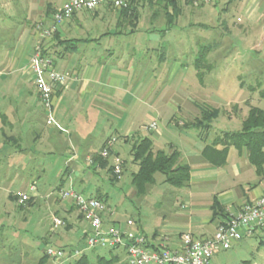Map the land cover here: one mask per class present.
<instances>
[{"label": "crops", "instance_id": "crops-1", "mask_svg": "<svg viewBox=\"0 0 264 264\" xmlns=\"http://www.w3.org/2000/svg\"><path fill=\"white\" fill-rule=\"evenodd\" d=\"M64 1L0 0V11L7 12L10 9V12L18 11L25 15V19L17 25H3L4 37L0 32L1 38L10 40L5 46L6 55L0 59V193L8 191L7 197L16 203V191H29L30 186L35 185V191L31 194L35 197L34 204L44 205L50 210L51 217L57 215L65 221L66 226L64 232L59 230L54 233L50 229V238L45 236L44 241L52 240L58 247L75 248L84 247V239L89 231L88 223L71 203L62 200L60 196L52 197L46 178L59 175L60 185L68 180L85 185L89 175H98L103 169L108 171L113 163L112 157L107 167L94 166L89 159H93L113 137L117 139L114 152L126 161L127 167H133L132 172H136L138 165L132 161L131 149L133 143L141 138L142 121L141 118L137 120V115L139 111L142 114V107L152 110L155 100L157 103L160 99L169 112L173 111L169 105L174 106L177 112L185 108L181 106V101L173 98L175 88L170 91L169 85L161 87L155 80V73L166 64L163 56L157 58L156 63L154 56H149L156 47L142 42L140 50L145 51L146 56L141 60L136 59L141 42L133 41V38L139 32H144L139 28L140 16L135 24L128 17L122 16L120 11L102 5L94 11L75 13L72 18L57 26L54 36L44 39L41 36L42 28L52 25V13ZM256 2L257 5L253 6ZM251 6L254 8L248 10ZM246 11L251 22L264 20V0H249L244 13ZM112 12H116L115 24H101L99 19L105 21ZM41 23L42 28H39ZM171 29L166 32L160 29V32L166 36ZM145 31L151 32L153 29ZM68 39L73 40L74 49L67 48L63 42ZM40 42L44 53L53 60L55 68L71 75L65 84L56 87L54 98L55 116L66 131L47 125L46 113L34 84L30 59ZM239 87L250 90L242 81ZM182 88L177 87L178 91ZM197 92L196 100L184 98L182 103L188 105L186 110L194 113L195 118L207 106L218 108L221 113L213 121V129L218 131L215 134L211 131L209 138H203L198 130L191 133L184 129L186 131L181 135V141L169 142L168 147L175 146L181 152L182 161L189 164L191 178L188 186L173 192L172 198L176 201L174 221L168 226L177 229L176 235L189 232L202 239L211 237L224 219L221 214L216 216L214 213L215 200L220 202L227 214L264 194V167L259 174L247 150L235 146L229 148L227 162L222 166H214L204 157L202 151L206 143L212 142L221 131L239 130L250 107L258 105L249 104L250 98L246 97L237 101L222 100L225 101L223 103L217 99L212 100L209 94L203 95L201 90ZM172 100L178 104L174 105ZM245 103L248 105L247 110L243 108ZM133 104H136L134 108ZM231 109L235 112L232 113ZM155 112L156 118L160 119L163 111L156 107ZM148 115L151 118V114L145 111L144 116ZM239 115L241 118L235 125L240 126L238 129H230L233 120L239 119ZM156 118L152 117V122ZM219 118L220 124L215 127ZM160 136L156 132L153 144L160 141ZM98 193H102L101 190L93 188L90 196ZM107 206L104 225L110 227L115 224L110 216L112 212L109 213L110 205ZM8 210L1 216L10 214ZM38 224L41 227L43 219ZM118 226L128 229L124 224ZM136 226L151 240L164 235L158 229L148 235L139 224L136 223ZM255 237H260L264 243V230L254 237L239 241L227 251L217 253L210 264L250 262L242 257H245L246 248L252 246L251 241ZM172 240L171 244H174L175 238ZM230 250L234 254L231 258L221 255ZM239 258L241 262H238Z\"/></svg>", "mask_w": 264, "mask_h": 264}, {"label": "rangeland", "instance_id": "rangeland-1", "mask_svg": "<svg viewBox=\"0 0 264 264\" xmlns=\"http://www.w3.org/2000/svg\"><path fill=\"white\" fill-rule=\"evenodd\" d=\"M179 1L182 13L166 36H163L160 32V29H164L167 25L164 6L151 4L147 0L138 2L139 28L143 29L144 32H139L133 38V41L141 42L135 55L136 59L141 60L146 56V52L140 50L142 42L156 47V50L149 53V56H154V63H156L157 58L165 56L166 64L164 65L165 69L163 67L155 73L157 76L155 80L161 87L169 85L170 91L175 88L176 92L173 98L181 101V106L185 108L182 112H177L173 108L174 106L169 105V108L173 110L169 112L165 103L160 102L159 97L157 98L159 101L156 103L155 100L154 102L155 108L153 107L151 110L149 107L143 106L142 114L139 111L137 120L141 118L142 121L140 136H149L156 139V132L161 134L160 141L154 142L153 147L155 150L158 147L169 150V142L181 141V135L186 130L180 128V126L195 119V114L186 110L188 105L183 104L182 100L184 98L196 100L197 91L199 90L203 95L209 94L213 98L212 100L217 99L223 103L225 101L222 100L237 101L246 97L250 98L249 104L264 106V101H262L263 99L259 94V89H264V20L250 21L248 11L244 13L249 0ZM140 3L143 5L139 7ZM257 3L253 6H256ZM253 6L248 10L253 9ZM169 9H172V7ZM155 12H157V15L153 17ZM112 13L105 18V21L99 19L100 23L113 26L116 21L114 16L116 12ZM24 19L25 15L18 11L13 13L10 12V9L7 12L2 10L0 11V28L2 29L3 25L7 24L17 25ZM149 28H152L153 31H145ZM2 30L0 32L4 37L5 32ZM3 37H0V59L3 55H6L5 46L10 42L8 38ZM203 44L213 46L208 55L211 66L209 70H205L204 85H202L203 83L197 75V69L193 65L198 49ZM241 81L250 90L240 88ZM178 86L180 89L183 87V90L178 91ZM220 91L221 96H219ZM260 101L261 103H259ZM171 102L174 105L178 104L174 100ZM246 104L243 106L245 110L248 108ZM135 105L133 104V108ZM156 107L161 112L163 111L160 119L156 118ZM231 110L232 113L235 112L234 109ZM145 111L151 114V118L150 115L148 117L144 116ZM172 114L173 116L169 121ZM177 115L179 119L176 118ZM152 117L157 119L158 124L157 129L153 131L148 128L152 122ZM220 118L215 127L220 124ZM240 118L239 115V119L233 120L230 129H238L240 125L237 127L235 124ZM187 131L195 133L197 130L188 129ZM216 131L218 130L213 129L212 133L215 134ZM123 161L125 170L120 180H113L107 169H103L98 175H89L85 185H82L79 181L73 182L74 187L86 196L92 194L93 188L100 189L103 194H108L109 213L112 212L110 216L116 226L120 224L126 226L127 221L132 219L148 235L158 229L162 230L164 235L176 236L177 229H173L168 224L174 221V204L176 201L172 197L173 192L178 191L179 188L164 183V176L157 173V182L150 185L145 193L139 195L132 183L133 167L130 165L127 167L126 161ZM46 180H48V188L52 192V197L60 196L61 189H67L71 186V180H68L62 183L63 185L59 189L61 182L59 175L47 177ZM16 192L14 196L17 199ZM7 195L8 191L0 193V264H36L48 246L57 247L54 241L45 242L43 239L45 236V238H50L48 234L50 229L54 233L59 230L64 232L66 226L53 228L52 218L57 215L51 217L50 210L44 205L32 204L28 206V203H26L24 206H27L21 208L18 200L14 203ZM6 209H9L10 214L1 216ZM23 217L27 219L24 220ZM40 219L44 221L41 227L38 224ZM132 229L137 231L138 228L135 226ZM251 243L252 246L246 248L245 257H242L243 260H249L250 262L247 261L243 264H264V243L260 241V237H255ZM116 253L119 255V262L116 264H127L124 253L122 251ZM98 255L111 258L114 253H110L108 249L104 248L89 250L90 264H96ZM221 255L231 258L234 254L230 250L223 252ZM76 259H70L67 264H73ZM242 259L239 258L238 262H241ZM48 264H53L52 260H49Z\"/></svg>", "mask_w": 264, "mask_h": 264}, {"label": "built area", "instance_id": "built-area-1", "mask_svg": "<svg viewBox=\"0 0 264 264\" xmlns=\"http://www.w3.org/2000/svg\"><path fill=\"white\" fill-rule=\"evenodd\" d=\"M130 0H66L52 13V25L42 28L41 36L49 39L54 36L57 26L72 18L79 11H94L102 5L121 9L129 5ZM30 70L34 84L38 89L41 103L46 113L48 126L61 131L66 129L59 123L54 113V98L56 87L65 84L71 75L69 72L58 71L53 60L44 53L40 42L30 59ZM157 121L149 125V130H156ZM117 139L110 138L100 150L99 155L104 159L113 158V172L120 180L123 176L124 161L114 152ZM92 164L93 159H89ZM35 185L29 191L16 192L19 204H26ZM60 198L71 203L88 223L89 231L84 239V247H55L48 246L45 253L53 264H67L70 259L79 258L88 250L104 248L122 251L127 264H210L213 257L222 251L229 250L239 241L254 237L259 231L264 230V194L258 199L244 203L238 210L230 211L228 217L220 222L211 237L197 238L189 232H184L170 237L162 235L156 240H151L141 230L134 231L136 222L127 221L128 229L120 226L105 227L104 216L108 211L107 204L95 197L86 196L78 191L71 180V186L60 190ZM65 221L57 216L52 218L53 228H60ZM172 238H175L174 244Z\"/></svg>", "mask_w": 264, "mask_h": 264}, {"label": "trees", "instance_id": "trees-1", "mask_svg": "<svg viewBox=\"0 0 264 264\" xmlns=\"http://www.w3.org/2000/svg\"><path fill=\"white\" fill-rule=\"evenodd\" d=\"M154 5H163L166 17V27L162 30L166 32L172 28V25L177 21L182 9L179 0H147ZM191 1V0H189ZM138 1L130 0L127 7L116 9L120 11L122 16L128 17L132 23L137 24L139 19ZM172 7V9H169ZM113 8V7H112ZM157 15L154 13L153 17ZM136 20L135 22H133ZM67 48L74 49L75 44L72 39L63 41ZM213 46L200 45L198 52L194 59V66L197 69V75L201 82L205 77V70H209L210 62L208 55L212 51ZM165 57V56H163ZM260 96L264 99V89L260 90ZM221 111L218 108L205 107L199 117H196L192 121H187L180 126L183 129H196L200 131L199 134L203 138H209L213 129V121L219 117ZM176 118L179 119L177 116ZM153 139L149 136L141 137L137 139L131 149L132 161L138 165V170L132 173V183L136 187L138 194H143L148 190L150 185H154L157 182L156 175L160 173L164 176L163 182L176 188H183L189 185L191 178V169L189 164L185 163L181 159V152L175 147L170 146L169 150L154 149ZM222 146V148H219ZM235 146L240 150L246 149L250 161L256 166L259 174L263 172L264 167V108L259 106H251L247 117L243 120L242 126L239 130L235 131H221L217 134L212 142L206 143L202 154L204 157L214 166H222L227 162V156L229 148ZM109 159L102 158L99 153L93 158L92 165H99L101 167H107ZM108 173L111 174L113 180H118L114 175L113 167L108 168ZM63 184L58 188L60 189ZM108 194L98 193L95 197L103 200L107 204ZM16 199V197L14 196ZM34 198L30 197L27 201V205L34 204ZM17 200V199H16ZM27 205L19 204V207L24 208ZM108 205V204H107ZM214 213L217 216L221 214L224 219L228 217L224 208L218 200L213 204ZM222 219V221H224ZM110 253H114L111 258L98 255L96 264H116L119 262V255L114 250H109ZM49 256L45 253V250L36 264H48ZM73 264H90L88 254L85 253L81 257L77 258Z\"/></svg>", "mask_w": 264, "mask_h": 264}]
</instances>
